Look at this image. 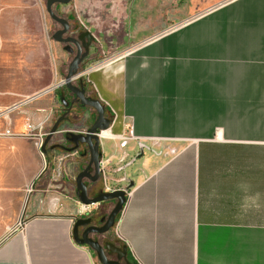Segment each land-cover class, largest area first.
<instances>
[{
  "label": "crops",
  "instance_id": "obj_1",
  "mask_svg": "<svg viewBox=\"0 0 264 264\" xmlns=\"http://www.w3.org/2000/svg\"><path fill=\"white\" fill-rule=\"evenodd\" d=\"M46 3L0 0L2 117L23 109L10 121L12 136L0 133V241L25 222L0 245V264H99L74 238L84 209L75 180L89 156L70 151L63 133L86 131L96 113L84 107L83 121L75 105L70 118L59 115L68 112L63 95L73 100L55 88L72 54L51 38ZM73 6L84 17L90 8ZM134 7L100 1L101 30L89 31L115 56L78 79L112 120L100 145L102 167L114 173L106 191L134 184L114 227L117 244L130 264H264V0H225L149 35L133 28ZM54 114L49 134L62 121L43 157L36 135ZM87 185L91 197L103 187Z\"/></svg>",
  "mask_w": 264,
  "mask_h": 264
},
{
  "label": "water",
  "instance_id": "obj_2",
  "mask_svg": "<svg viewBox=\"0 0 264 264\" xmlns=\"http://www.w3.org/2000/svg\"><path fill=\"white\" fill-rule=\"evenodd\" d=\"M46 10L49 14L50 18L60 25L61 29L57 30L52 38L55 42L65 45V50L71 54L76 51L75 56L71 63L68 66L67 74L63 81L56 86L58 88L60 86H64L72 96L74 97L71 104L67 103L65 97L63 95L62 101L68 108V114L72 112L75 104L77 102L80 103L82 107L90 108L96 113V118L94 122L88 125L87 130L85 132H79L77 134L69 135V139L78 149L75 150L80 157L88 155L89 161L86 167L80 170V173L76 177V189L79 193V201L83 206H94L105 204L107 202H112L114 205L112 210L107 214L105 221L100 226H89L84 233L80 236L78 228L81 226H86L91 223L90 219H83L85 216H82L77 220L74 227V238L75 241L79 245L87 246L91 249L95 256H97L100 264H124L123 260L126 259L127 256V247L124 245H117L112 242H106L105 244H101L99 241L92 238V235H100L103 236L110 231H112L119 219L125 204L127 202V195L133 187V182L129 183L127 186L120 189H111L106 191V183L103 178V168H102V155L100 150L101 139L99 137L100 134L106 132L111 126V118L107 116L105 106L103 103L99 101V99H94L86 95L83 90L82 81H78L79 79V71L82 62L88 57L90 53V49L95 42L94 35L87 30H79V28L71 22L59 16V10H55L54 6L59 5H68L72 0H46ZM78 81V82H77ZM54 88V89H55ZM62 119L57 123V125L52 130V135L57 131V128ZM86 150L83 153V148ZM69 151V149H67ZM141 154L136 158L139 159L142 157L143 148L141 150ZM135 161V159H134ZM130 164V166L134 163ZM122 171V170H121ZM108 176L113 175L114 173L107 172ZM107 176V177H108ZM108 182H113V179L108 177ZM87 182L92 183L93 185L102 184L103 187L99 189L98 195L95 197L90 196L89 186ZM126 180H123V183ZM10 238V235L5 237L0 241V245ZM110 254H116L117 260H112L109 257ZM126 264H130L128 260H126Z\"/></svg>",
  "mask_w": 264,
  "mask_h": 264
},
{
  "label": "rangeland",
  "instance_id": "obj_3",
  "mask_svg": "<svg viewBox=\"0 0 264 264\" xmlns=\"http://www.w3.org/2000/svg\"><path fill=\"white\" fill-rule=\"evenodd\" d=\"M72 1L68 5L73 6L75 0H72ZM82 1L90 4L89 12L85 13V17L83 16L82 12H79V10H77V8H75L74 6H73L74 8L72 10H70V11L65 10L64 12L63 11L61 12V10L58 7L59 16L68 19L71 22V24L72 25L75 24L79 28V30H87V31L92 30V32H95V33L100 32L99 30H101V29L98 28L97 24H98V21H101V19L98 18V16L100 15V12H101L98 9V4L100 3L101 0H82ZM132 1H134V3L136 2V7H134L132 9V16H133V19H135L134 20L135 23L133 24V26H134L133 28H135V26H137L139 32H146L149 35V34H157V33L161 32L162 30H164L165 28H167L173 24H176L177 22H181L183 20H188L191 17L202 14V13L208 11L210 8H212L216 4L223 2L225 0H132ZM68 5H67V7H68ZM80 17L82 18V20H84V22H85L84 26L86 28L82 25ZM83 17L85 19H83ZM48 26H49V32L51 34V38L57 30L61 29L60 25L57 24L56 22H54L50 17L48 20ZM110 26H111L110 24H105V25L102 24V29L103 28H109ZM105 31H106V29H105ZM96 47H99V50L98 49H97V51L95 50V55L92 56L89 53L88 57L82 62L81 66H80L79 75L84 73L88 68H90V66L94 65L98 60H104L105 61V60H109V59L114 58L113 56H115V55L113 53H109L108 51L105 52V49H103L101 47V44L95 38V42L93 43L91 48H96ZM90 51H91V49H90ZM75 53H76V51H74V53L72 55H70L69 57L67 56V62H69V64L73 60ZM50 60H52V55H50ZM4 62H8L7 56H6V58H4ZM43 63L45 64L46 62H43ZM67 68H68V66H66V73L65 74H67V70H68ZM2 69H3V67L0 64V79L2 78L1 77V75L3 73ZM80 80H78V81L80 82ZM60 87H64V86H60ZM18 90H21L24 92H29L31 89L30 88H21ZM44 97L47 98L48 95L44 96ZM46 98H44V99H46ZM73 98L74 97L72 96V99ZM2 100H3V98L0 97V102H2ZM75 105L78 109H82V112H81V110H80V114L76 112L75 116H82L83 117L82 119L84 121V119H86V116L89 114V111L87 109H90V108L86 109V108L82 107L79 102H77ZM7 106H8V104L0 103V107L2 108V109L0 108V113L4 112L5 111L4 108ZM20 109H19V111L14 112L15 114H12V115L9 114L7 116L1 117V119H0V133L4 129L7 130V129L11 128L10 125L12 123L10 121L13 119L14 115H19V113H21V111L23 109L22 108H20ZM90 110H92V109H90ZM59 115L61 118L65 117L66 119H68V117L69 118L71 117V115L68 114V112H67V114L66 113H60ZM59 115L54 114V117L52 118V120H50L48 122V124L45 126V130L42 133V134H48V135L43 137V139H44L43 150L39 149L41 151L43 157H45V149H46V146L48 144L46 142L47 138L52 135L51 134L52 131L49 134V132H50L49 130L51 129V127L54 123V119L56 117H58ZM71 119H74V118L72 117ZM80 127L81 126H79V127L75 126L73 129H69V127H68V128L63 130V133H64V135H66V138H67L69 135L75 134L72 131L80 132ZM11 133H12V131H11ZM55 133H53V134H55ZM37 140H38V138H37ZM38 142H39V140L37 141V145H38ZM55 142L59 143L58 140H55ZM76 155H77V157H80L79 154L76 153ZM107 172H109V171H107ZM107 176H108V174H107ZM108 177H107V179H108ZM31 191H32V187H30L27 192H31ZM28 194L29 193H27V196H28ZM27 204H28V201L26 202L25 209L27 207ZM105 204H106L105 208H106V211L108 214L112 210L114 205L112 204V206H108L107 203H105ZM99 208H100V206H99ZM90 210H92V209H90ZM86 215H88V214H86ZM83 216H85V215H83ZM21 220H22L23 227H25L24 226L25 222L23 221V219L21 217V219L19 218V220L16 222V224L14 226H11L10 229H8L4 233L3 237L5 238L8 235H10V238H11L13 235L21 232V230H20V231L15 232V233L13 232L11 234V232L13 231V228L16 227V225H18L19 221H21ZM0 234H1V232H0ZM103 236L108 240V242L114 241V243H117L116 237L114 235V229L112 231H110L109 233L103 235Z\"/></svg>",
  "mask_w": 264,
  "mask_h": 264
},
{
  "label": "built area",
  "instance_id": "obj_4",
  "mask_svg": "<svg viewBox=\"0 0 264 264\" xmlns=\"http://www.w3.org/2000/svg\"><path fill=\"white\" fill-rule=\"evenodd\" d=\"M51 90H54V88H52V89H50V90H48V91H46L45 93H48L49 91H51ZM44 93V94H45ZM20 107V105L19 104H17V105H14L13 107H11L8 111H11V110H15V109H17V108H19ZM4 113L3 112H1V115H0V118L2 117V115H3ZM30 129H33L32 128V126H30L29 127ZM72 132H74L75 134L76 133H79V132H77V131H72ZM83 132H85V131H83ZM47 134H38V135H36V138H38V140H39V142H38V148L40 149V150H43V141H44V139H43V137L44 136H46ZM2 136H12V133H11V131L10 130H7ZM31 137H33V136H31ZM99 137H100V139L102 140V138L104 137V134L102 133V134H100L99 135ZM127 139H129L128 137L127 138H125V140L123 141V145L125 146L126 145V141H127ZM46 165L44 166V170H46ZM103 168V178H104V181H105V183H106V185H107V171L104 169V167H102ZM106 188H107V186H106ZM92 210H90V206H84V209H83V215H86V214H89L90 212H91ZM23 229V225H22V220L21 221H19V223H18V225H16V227H14L13 228V231L11 232V234L14 232H18V231H20V230H22Z\"/></svg>",
  "mask_w": 264,
  "mask_h": 264
},
{
  "label": "flooded vegetation",
  "instance_id": "obj_5",
  "mask_svg": "<svg viewBox=\"0 0 264 264\" xmlns=\"http://www.w3.org/2000/svg\"><path fill=\"white\" fill-rule=\"evenodd\" d=\"M106 205H104V206H102L101 208H99V210H98V213L97 214H90L89 216H85L83 219H90L91 220V223L90 224H88V225H86V226H81V227H79L78 228V231H79V235L81 236L83 233H84V231L89 227V226H99V219H100V217H102L101 215H103L104 214V212H105V215H107V211H106ZM104 215V216H105ZM92 238H94L95 240H97V241H99L101 244H105L108 240L106 239V238H102L101 236H99V235H92L91 236ZM115 244H117V243H115ZM118 245V244H117ZM109 257H110V259H112V260H117V255L116 254H110L109 253ZM123 263L124 264H126L127 262H126V259L125 260H123Z\"/></svg>",
  "mask_w": 264,
  "mask_h": 264
},
{
  "label": "trees",
  "instance_id": "obj_6",
  "mask_svg": "<svg viewBox=\"0 0 264 264\" xmlns=\"http://www.w3.org/2000/svg\"><path fill=\"white\" fill-rule=\"evenodd\" d=\"M83 85H84V86H83V90L85 91V93H86L87 96H89V97H91V98H94V99H98L96 93L93 92L92 89H90L86 84H83ZM66 100H67V99H66ZM66 141H67L68 144L72 145V148L70 149V151L73 152V151H75V150H76V151L78 150V149L76 148V146L71 142V140L69 139V137L66 138ZM47 143H48V142H47ZM47 143H46V144H47ZM80 148H83V146H82V147L80 146L79 149H80ZM85 150H86V148L83 150V153L85 152ZM96 186L99 188V186H103V185H101V184H100V185L97 184ZM106 216H107V215H105V216H103L102 218L99 219V226L102 225V224L104 223ZM107 242H108V241H107ZM112 243H114V241H113ZM97 259H98V258H97ZM98 263H99V261H98ZM99 264H100V263H99Z\"/></svg>",
  "mask_w": 264,
  "mask_h": 264
},
{
  "label": "bare ground",
  "instance_id": "obj_7",
  "mask_svg": "<svg viewBox=\"0 0 264 264\" xmlns=\"http://www.w3.org/2000/svg\"><path fill=\"white\" fill-rule=\"evenodd\" d=\"M0 115H1V113H0ZM105 135V134H104Z\"/></svg>",
  "mask_w": 264,
  "mask_h": 264
}]
</instances>
